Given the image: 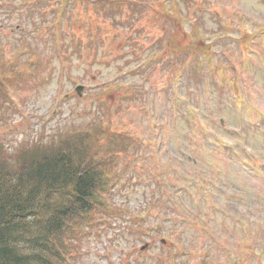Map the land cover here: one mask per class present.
Returning a JSON list of instances; mask_svg holds the SVG:
<instances>
[{
  "label": "rangeland",
  "instance_id": "rangeland-1",
  "mask_svg": "<svg viewBox=\"0 0 264 264\" xmlns=\"http://www.w3.org/2000/svg\"><path fill=\"white\" fill-rule=\"evenodd\" d=\"M81 1L0 0V144L85 129L114 173L67 264H264V0Z\"/></svg>",
  "mask_w": 264,
  "mask_h": 264
},
{
  "label": "trees",
  "instance_id": "trees-1",
  "mask_svg": "<svg viewBox=\"0 0 264 264\" xmlns=\"http://www.w3.org/2000/svg\"><path fill=\"white\" fill-rule=\"evenodd\" d=\"M71 165L60 153L16 167L0 163V264H20L18 256L28 264H60L66 238L85 228L96 199V173Z\"/></svg>",
  "mask_w": 264,
  "mask_h": 264
},
{
  "label": "bare ground",
  "instance_id": "bare-ground-1",
  "mask_svg": "<svg viewBox=\"0 0 264 264\" xmlns=\"http://www.w3.org/2000/svg\"><path fill=\"white\" fill-rule=\"evenodd\" d=\"M17 259H18L17 260L18 263H20V264H28L29 263V262L26 261L25 257L18 256Z\"/></svg>",
  "mask_w": 264,
  "mask_h": 264
}]
</instances>
